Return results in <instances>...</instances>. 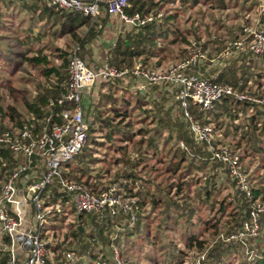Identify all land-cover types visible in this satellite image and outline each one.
<instances>
[{
    "label": "rangeland",
    "instance_id": "1",
    "mask_svg": "<svg viewBox=\"0 0 264 264\" xmlns=\"http://www.w3.org/2000/svg\"><path fill=\"white\" fill-rule=\"evenodd\" d=\"M45 1L43 0V2ZM34 3L35 0H0V127L7 125L11 128L16 127L9 118L12 114L11 108L17 111L16 114L23 115V118L27 119L26 101L37 103L39 95L48 93V90L53 89L54 84L57 85L59 80L57 81L54 74H48L52 69L60 68L61 74L67 77V72H64L65 66L69 64L73 51L79 48L78 43L72 37L62 34L61 23L60 26L55 25L56 17L41 14L44 7L40 6L38 11L34 7L30 8ZM160 13L164 15L163 22L166 27H171L174 33L170 32L167 41H158L156 47L150 51L149 57H151L146 60V66L143 64V67L144 70L151 72L166 70L176 65L181 59L188 57L191 52L193 53L192 48L201 49L202 54L209 56L210 51L215 53V48H213L215 45L212 44L215 40L220 43V47L224 45L229 47L233 45L237 37L238 39L243 37L244 26H254L257 24L258 19L264 27V15L262 17L258 16L253 0H248L245 4H228V7L224 10L213 8L212 4L205 0H200V4L196 7H192L190 4L183 6L177 1L175 5H168ZM174 15H177L175 21L166 22L165 18ZM98 24H102V21ZM129 31H131L130 28L121 21L116 20L112 23L111 29L101 30L100 38H94L86 47L87 50L83 51L84 56L86 57L87 54L90 58L88 60L89 64L95 65L98 63H93V61H99V65L107 62L114 66L111 56L107 53H111L109 50L112 48L113 43L117 42L121 35L126 36ZM176 31L177 33L178 31L184 33L187 36L188 43L178 42L172 46L170 41L174 38ZM81 33H85V28L81 30ZM5 37L29 39L27 46L31 51L29 53L30 59H45L46 62L35 63V67L28 62L22 63L21 70L12 73L16 60L9 57L11 55V53L8 54L10 48L3 41ZM189 40L191 45L195 43L198 47L191 46ZM85 59L87 60V57ZM142 59L145 61L146 58L142 57ZM253 59L254 62H257L255 66L258 68L254 70V78L251 79L252 90H249L248 86L246 91L257 92L260 96H264V57L255 58L251 56L248 61ZM136 62H138V59L134 63ZM137 64H134L132 68H124L129 71V74L124 77L128 79L127 85H125V79L121 80L119 78V83L125 86L130 85L129 80L133 77L132 72ZM66 81L67 79L62 81L63 86ZM11 89H15L17 92L13 93ZM123 92L116 87H113L112 90L108 88L101 97H103V101H106L109 94H113L118 100L130 97L134 99L135 96L136 99L139 97L146 98L147 96V94H141L142 90L141 92L135 90V92H132L133 94L128 93V91ZM93 96L94 101L92 103L95 106V117L100 116L101 111L102 116L105 117L104 119L112 120L114 116L105 104L102 105L103 109H100V96L97 100L98 92H94ZM89 103L90 100L83 98L84 107L88 108ZM132 106L135 107L133 108L134 112L124 126L130 125V128L126 131L130 132L133 141L131 143L121 141L119 136H115L114 140H109L106 134L111 129L102 128L100 120H97L93 123L95 132L90 135L88 144L85 147L84 154L87 158L82 160L81 163H79L80 159L75 160L70 169L72 171V169L79 166L85 167L87 173L84 181L90 178L91 186L100 189L116 182L129 181L128 188L125 185L123 188L126 194L137 197L141 206L136 224L127 227V218L120 217L115 222V229H113L114 232L118 233L117 240H113L116 244L109 247L107 242H103L97 236L98 229L103 227L105 221L98 220L88 214L80 217L72 209L69 215L58 216V218L50 221L52 233L46 232L48 229L44 230L45 226L42 228L44 241L50 244L51 249L60 246L61 249L58 254L63 255V257L69 252L76 254L79 258L77 264L101 263L103 257L106 258L108 264H113L114 248L116 247L125 257L126 264H192L199 255L205 257V264H218L214 254L218 252L221 246L227 247L229 245H234L233 247L236 249L232 254H225L223 257L224 264L228 262L232 264H253L254 260L257 259L256 256L261 250H264V216L261 218L262 230L258 239L254 241L247 240L245 243L239 239H232L234 235L241 232L243 220L248 219L252 201L245 195L239 194L225 168L218 162H214L208 152L206 156L208 158H205L204 161L210 164L209 170L203 171L199 168V164L197 168H192L187 182L191 190L178 193L176 187H174L168 194L169 185H178L179 180L177 176L166 172L169 164L166 150L169 149V146H167L165 140L169 134L165 132L167 129L160 126L162 119L165 118L159 115L155 106L152 109L149 107L138 109L135 105ZM234 108H236L235 113L233 112L234 119L225 122L222 120V122H219L221 124L214 123L217 129L223 132L224 139H229L230 144L226 142V145L234 150L233 147L241 142L240 140L246 133L252 139L249 144L250 148L259 145L258 147L264 149V142L259 143V136H255L254 131L244 128L256 114V106L247 110L244 107ZM177 120H180L179 117ZM164 121L169 126L168 128H171L169 124H173L172 122L175 119L169 118ZM183 126L184 128L188 127L184 122ZM155 127L160 132H155ZM238 127L241 129L236 132ZM184 128L182 133L188 137V132L184 131ZM140 129H143L142 133L145 132L148 135L140 136L138 134ZM263 129L264 115L257 127L260 136L264 138ZM142 139L145 141L155 139L158 152L152 147L148 149L146 144L142 146L141 150H138L135 143L141 142ZM121 147L123 149L128 148L123 151ZM242 147L247 148V144L242 143ZM196 157L203 160L200 154H196ZM241 159L244 160V157L242 156ZM258 159L253 162V165H246L247 171L251 175V185L256 191L261 188L260 181L264 179V163ZM248 161L244 160L242 162L245 165ZM1 173L2 167H0V175ZM130 173L135 174V181L127 178ZM205 173L212 176L214 180L216 186L213 192L220 195L218 200L231 197L228 201H232V203L227 205L226 213H220L217 205L212 208L214 195L208 205L202 203L201 199L205 195L203 187ZM149 188L157 191L156 195L158 197H162L161 203L156 208L151 201L145 206L142 205L144 199L149 196ZM130 191H133V194H130ZM260 196L264 197L263 194ZM191 210L194 211V216H191ZM168 216H170V219L172 218L171 221H168ZM32 219L35 225L37 223L36 219ZM207 220H209V224L205 227ZM138 221H140L139 233H134L132 229L137 226ZM162 224L164 227L161 226ZM215 224H218L217 229L213 228ZM78 227L83 229L84 235L74 238L73 233L77 231ZM108 233L107 240H110L111 236ZM4 237L0 233V252H9L10 254V246L6 249ZM190 237L195 238L196 241L193 248L188 247ZM74 240L75 245L72 244ZM198 242L203 243V248L198 246ZM17 264H21L20 261Z\"/></svg>",
    "mask_w": 264,
    "mask_h": 264
},
{
    "label": "built area",
    "instance_id": "2",
    "mask_svg": "<svg viewBox=\"0 0 264 264\" xmlns=\"http://www.w3.org/2000/svg\"><path fill=\"white\" fill-rule=\"evenodd\" d=\"M229 1L235 3L238 0ZM254 1L257 3V14L262 17L264 0ZM46 6L75 12L94 21L104 16L117 17L131 30L154 21L152 15L129 14V0H46ZM256 23L254 26H244L243 37L237 39L228 50L264 57V27L260 19ZM192 46L196 44L192 43ZM192 51L189 58L169 69L151 72L144 70L143 64H138L132 75L145 82L142 89L164 88L174 96L197 147L205 149L214 162L226 168L239 194L252 201L249 217L242 222L241 232L232 237L245 243L260 236L264 199L261 196L253 199L251 175L242 162L241 153L226 145L223 132L214 124L196 121L191 107L197 106L209 112L217 103L233 98L236 102L259 106L264 110V96L248 90L241 92L195 72V68L205 62L207 56L202 54L201 49L192 48ZM127 74L129 71H119L107 62L90 65L75 53L70 60L65 92L57 102L58 106L65 107L61 113L54 112L56 104L51 101L50 115L42 120L34 116L21 128L6 131L0 136V148L9 150L14 160L19 161L0 186V233L9 238L11 244L7 264H17L22 257L24 264H48L50 254L42 228L56 216L69 215L72 209L78 215L88 214L101 221H105L108 215L114 220L127 218L129 226L136 224L141 206L137 197L126 194L123 186L128 182H116L104 191L93 192L84 184L65 176L68 165L75 162L85 148L91 130L83 105L85 91L95 84L113 82ZM55 118H60L61 123ZM180 146L187 149L183 143ZM55 188L61 194L57 201L52 199ZM32 218L36 219L35 225ZM117 238L118 233L112 240ZM113 258V264H126L125 257L117 247L114 248ZM65 260L67 264L79 262L72 252L65 255ZM204 261L205 257L199 255L192 264H205Z\"/></svg>",
    "mask_w": 264,
    "mask_h": 264
},
{
    "label": "trees",
    "instance_id": "3",
    "mask_svg": "<svg viewBox=\"0 0 264 264\" xmlns=\"http://www.w3.org/2000/svg\"><path fill=\"white\" fill-rule=\"evenodd\" d=\"M177 1H179L181 4H183V6H187L190 4L192 7H196L200 4V0H129V7L127 9V12L129 14L132 15L135 13H140L142 16L152 15L154 17V21L147 23L145 26H142L140 29H137V31L135 30L132 33L126 35L125 37L118 38L117 43H116V47H112L109 50L111 53H107V54H109V56H111L112 64L117 69L132 68L133 65L135 64L134 63L135 60L138 58H142V57L146 58L144 61V62H146V60L151 57V56L149 57V55L151 53L150 51H152L156 47L157 42L160 40H164V41L168 40V35L170 34V32H173V31H172L171 27H166L165 23L163 22L164 15H162L160 12H162L168 5L169 6L175 5ZM205 1L208 3H211L213 8L224 10L228 7V4H240V3L245 4L248 0H238L235 3L230 2L229 0H205ZM250 1H252V0H250ZM254 3L257 6V3L255 1H254ZM45 4H46V1L43 2V0H35V3L32 6H30V8L34 7L35 10L38 11V8L40 6H42V7H44V10L41 14L49 15V17H56V20H55L56 24L55 23L54 24L56 26H60V23H61L62 34L64 36L72 37L78 43L79 50L77 49L78 50L77 52H76V50L73 51L72 57L76 53L80 58L85 60L86 57L84 56L83 51L87 50L86 49V43L92 42L94 40V38L96 37V35L99 31V29H97V27H100L102 25V24H98V22L102 21V23H104L106 19L100 18V19L94 21V19L91 17H86V16H83V15L75 13V12L50 9ZM176 18H177V15H174L173 17L169 16L165 19H166V22H171V21H175ZM83 28H85V33H81V30ZM237 39H238V37L235 40H237ZM3 41L10 48L8 54L11 53V55L9 57L14 58V60H16L15 65L12 68V73L19 72L21 70V64L22 63L24 64V63L28 62L30 65H33L35 67L36 66L35 63L46 62L45 59H34V58L30 59L29 53L31 51H30V48H28V46H27L29 39L26 40L23 38L19 39L18 37H10V38L5 37L3 39ZM178 42H181V43L187 42L188 43L187 36L184 33H180L179 31L177 33V31H176L174 34V38L171 39V41H170V44L173 46V45H176ZM212 44L215 45L213 47V48H215V53L211 52L210 53L211 57H217L220 53H222L228 47L225 45L223 47H220V43L217 40L213 41ZM190 45H191V41H190ZM196 47H198V46L196 45ZM191 55H192V52L189 54L188 57L186 56L184 59H181L178 63L186 60ZM86 56H87V54H86ZM251 56L255 57V58H260V57H256V56L251 55V54H249L247 56H242L243 58H241V59L245 64H243L241 67L238 66V61H235L234 63L229 62L228 65L225 67V69H223V71L219 75V77L217 79H215V82L218 84L232 86L235 89L240 90L241 92L246 91V88L249 85L250 80L252 78H254V68H258L257 66H255L257 62H254V59L252 61H249L251 63L249 66L246 65L247 61L250 59ZM210 59H213V58H210ZM178 63H176V64H178ZM69 64H70V62H69ZM69 64H66L65 70H64V72H67V77H65L66 75L61 74L60 68L52 69L51 71H49L48 74H54L57 81L59 80L57 85H55V84L53 85V87H52L53 89L51 91L48 90V93L39 95L37 103H31L30 101H26L25 112L27 114V116H26L27 119L25 117L23 118V115L20 116V115L16 114L17 111L14 108H11L12 114L10 115L9 118H10V121L13 122L14 126H16V127L11 128L8 125L7 126H1L0 127V136L3 133H5L6 131H11L14 128H21L25 123H27L34 116L37 117L38 119L42 120L47 115H50L49 110H50V102L51 101H53L56 104L53 107L54 112L55 113H61V111L65 107L58 106L57 102L61 98L62 94L65 92V86H66V83L68 81ZM199 66H201V65H198L195 68V72H199L198 71L200 69ZM65 79H67V81H66L65 85L63 86L62 81ZM106 86L111 88V90L113 87H115V85L110 83V82L100 83L101 90H100V93L98 95V98L100 96V98H99L100 109H101V107H103L102 105L105 104L110 109L114 118L112 120L104 119L105 117L102 116L101 111H100V116L95 117V114H94L95 111H92V110L88 111L87 119L89 122L92 123L91 130L89 132V138H90V135L91 134L93 135V133L95 132V129L93 128V125H94L93 123L97 122V120H100V124H101L102 128H104V129L110 128L111 129L106 134V136L109 140H111V139L114 140V138H116L115 136H119L121 141L124 140L128 143H131L133 141V137L130 136L129 131L128 132L126 131V129L130 128V125L124 126V124L126 123V121L131 117V115L134 112L133 108H135V107H133L132 105H135L136 107H138V109H142V108H146L147 104L145 101H143L144 98H142V97H139L138 99H136L133 102L132 100H130V98H124L122 100H118L117 98H115L113 96V94L112 95L109 94L107 96L108 99L106 101L105 100L103 101L102 100L103 97H101V95H103L104 92L102 91V89H104ZM260 86H261V84H260ZM11 91L13 93L17 92V90H15V89H11ZM251 93L255 94V95H259L257 92H253V91ZM98 98H97V100H98ZM103 102H106V103H103ZM249 106L250 105L247 103L236 102L233 98H227V99H224L223 101L217 103L214 106V108L209 112H206L197 106L196 107L192 106L191 107V114L196 121H198L202 124H214L216 122L217 123H219L220 121L222 122V120H223V122H225L227 120L234 119L235 115H233V112H234V110L236 111V108H234V107H237V108L244 107V109L247 110L249 108ZM256 109H257L256 114L250 120V123L245 125L244 128L250 129V131H254L255 136H259L258 139H259V143H260V142H264V138L262 136H260L261 134H259L257 127H258V125H260V122L263 119L264 110L259 106H256ZM55 120L58 123H61L60 118H55ZM219 124H221V123H219ZM183 128H184L183 125L182 126L173 125L171 128H169L167 130V133L169 134V136L165 140V142L168 144L167 146H169V149L166 150V155H167V158L169 159V162H168L169 164L167 165L166 172L170 173L171 175L177 176L178 180H179L178 185H175V184L169 185L168 194H170L172 188H174V187H176V191L178 193L190 191L191 187L187 182H188L189 176L191 175L192 168H194V167L197 168V166L199 164L200 165L199 168L202 169L203 171H205V170H209L208 167L210 166V164L208 162L204 161L205 158H208V157H206L208 153H199L197 151L196 141L194 140V138L190 134V131H188L189 127L186 126L184 128V131L188 132V135H189L188 137H186V135H183V133H182ZM238 129L240 130L241 128L238 127L236 132L238 131ZM142 130L143 129L139 130L138 134L140 136L148 135L145 132L142 133ZM155 132L158 133V132H160V130L156 129V127H155ZM262 132H264V129ZM89 138H88V141H89ZM251 140L252 139L249 137V135L245 133L243 135L242 139L240 140L241 142L238 145H236L235 147H233L234 150L237 149L236 151H239L241 153V155L244 157V160H249L247 162L248 164L245 163V165H247V166L253 165V162H256V159H258V158L261 160V162L264 163V149H262L261 147H258L259 145H257L256 147L250 148L249 144H250ZM181 142H183L185 144L187 149H183L180 146ZM242 143H246L247 148L242 147ZM87 144H88V142H87ZM145 144L147 145L148 149H150L152 147V148H155L156 152H158V147L155 146V139H151L149 141H145L144 139H142L141 142L135 143V147H138V150H141L142 146H144ZM127 148L128 147H125L124 149L122 148V150L125 151V150H127ZM84 151H85V148L83 149L82 153L77 157L78 160L80 159L79 163H81L82 160L87 158V156L84 154ZM196 154H200V156H202L203 160H199V158L196 157ZM244 160L242 159V161H244ZM21 163H23V160H21ZM18 164H19V161L14 160V158L11 155L9 150H7L5 148H0V167H2V173L0 175V177H2L1 182H0V186H1V184H3L7 180L11 171L15 167H17ZM70 168H71V165H68V172L65 173L66 178L71 180V181H76L78 183L84 184L87 188H90L91 191H93V192L104 191L110 186L109 185L106 188H102V189H99L96 186H91L90 178L87 179V181H84V179L86 178V173H87L85 171V167L79 166V167H76L75 169H72V171ZM263 168H264V164H263ZM157 170H159V169H157ZM225 170L227 172L226 168H225ZM127 178L129 180L132 179L133 181H135V179H136L134 173L128 174ZM129 184H130V182H129ZM126 186L128 188V185H126ZM215 186L216 185L214 183L212 176H210L208 173H205V180H204V184H203V187L205 189V195L203 196L201 201H202V203L208 205L210 203V200H212L213 195H214L215 199H214V204L211 205L212 208H215V206L217 205L220 213H222V214L226 213L227 205L228 204L230 205L232 203V201H228V199L231 197L230 196L224 197L222 200H220V199L218 200L220 195L219 194L216 195L213 192L215 190ZM260 186H261V188L259 190H257V191L254 190V196H253L254 200H256L261 194L264 195V179H262V181H260ZM148 191H149V196L144 199L142 205L145 206V205H147V203H149L151 201V203L156 208V206H158V204L161 203L162 197H158V195H156L157 191H154L152 188H149ZM130 194H133V191H130ZM138 195H140V194H138ZM60 196H61V194H59L58 189L57 188L53 189V192H52L53 201H57ZM263 199H264V197H263ZM190 214H191V216L195 215L193 210H191ZM80 217H82V215H80ZM93 217H95V216H93ZM55 218H58V216ZM167 219H168V221L172 220V218L170 219V216H168ZM116 221L117 220H114V219L110 218L108 215H106L103 227L99 228L97 231V236H99L100 240H102L103 242L104 241L107 242V245L109 247L111 245L113 247L116 244L112 240V237H113L112 235H115L117 233L116 231L114 232V230H113V229H115V222ZM208 224H209V220L206 221L205 227H207ZM161 226L164 227L163 224ZM127 227H129V225H127ZM139 227H140V221H138L137 226L132 229L134 231V233L135 232L139 233ZM217 227H218V224H215L213 226V228H216V229H217ZM82 230L83 229L81 227H78L77 231L75 233H73V237L77 238L79 236H83L84 232ZM107 233L110 234V236H111L110 240H107L108 239ZM75 240L72 242L73 245L76 244ZM254 240H256V239H253L252 241H254ZM195 242H196L195 238L190 237L188 247L193 248L195 245ZM4 243H5L6 249L9 248V246L11 245L9 238H7V237H4ZM197 244L200 248H203L202 242H198ZM233 246L234 245H229L227 247L221 246L218 249V252L216 254H214V257L216 258V261L218 264H224L223 263V257L227 253H230V254L233 253V251L236 249ZM47 248H48V251L50 254V257L48 259V264H67L66 260H65V256L63 257V255L58 254L59 250L61 249L60 246L59 247H53L51 249L50 244H48ZM128 250H129V248H128ZM259 251H260V248H259ZM9 258H10L9 252H7V253L0 252V264H7V261ZM256 258L257 259L254 260L255 262L253 264H264V250H261L260 253L256 256ZM101 263L102 264H108L105 257H103L101 259ZM227 264H232V263L228 262Z\"/></svg>",
    "mask_w": 264,
    "mask_h": 264
},
{
    "label": "crops",
    "instance_id": "4",
    "mask_svg": "<svg viewBox=\"0 0 264 264\" xmlns=\"http://www.w3.org/2000/svg\"><path fill=\"white\" fill-rule=\"evenodd\" d=\"M101 19H106V20L99 27V31H98V33H97V35H96L95 38H100L101 30H103V31L105 30L106 31L108 29H111V26H112V23L114 22V20L120 21L117 17H107V16H104ZM135 30L137 31V29H132L131 31H129L127 33V35L130 34V33H132ZM119 34H120V31H119ZM120 37H123V36L121 35ZM116 43L117 42H114L113 45H112V47H116ZM88 44H89V42L86 43V47H88ZM229 47H227L226 50H224L222 53H220L217 57H211L210 54L208 53L209 56H207V60L205 62H203L201 64V66H199V68H200L198 70L199 73L203 74V76H205V77L217 79L219 77V75L222 73L223 69H225V67L228 65L229 62L230 63L231 62L234 63L235 61H238V66L239 67H241L243 64H245L242 61L241 58H243L242 56H247V54H241V53L235 51V49L228 50ZM76 51H77V49H76ZM210 52H212V51H210ZM86 57H87V61L90 60V58H89L88 55ZM210 58H213V59H210ZM95 62L99 64V61H93V63H95ZM137 63L138 64H144L146 66V64H145V62H144V60L142 58H138V62H136L135 64H137ZM250 64L251 63L249 61H247L246 65L249 66ZM255 69L256 68H254V70ZM119 71H128V70L127 69H124V70H119ZM118 79L119 78H117L115 81L110 82V83L114 84L117 89H121V91H124V92L125 91H128V93H131V94H133L132 92H135V90H137V91L139 90L140 92L142 90L141 94H143V95L147 94L146 98L143 99V101L146 102L147 107H149L150 109H152V107H154V106L157 107L156 110L158 111V113H159L160 116H162V117L165 118L164 120H167L169 118L170 119L171 118H174L175 119V121L172 122L173 124H169V125H171V127L173 125H180V126H182L183 125V122L185 123V120L183 119L182 112H181V110L178 107V103L175 101L174 96H172L169 93L168 90H166L164 88H149V87H146V88H143L142 89V86L143 85L145 86V82L142 81V80L136 79L134 77H131V79L129 80V84H130L129 86H125L128 83V79H126L124 77H121V80L125 79V81H126L125 82V85L119 83V80L120 79L119 80ZM251 82L252 81L250 80L249 85H248L249 86V90H252L251 88H252L253 84ZM248 86H247V88H248ZM108 88L109 87L106 86L104 89H102V91L105 92ZM100 90H101L100 83H98V84H95L93 87L87 88V90L85 91L84 99L85 100H90V103H89L90 105L88 106V108L85 107L87 109L86 117H87L88 111H90V110L95 111V106L92 103L94 101L93 93L97 91L98 92V95H99ZM133 96H135V95H133ZM97 98H98V96H97ZM130 99H131V97H130ZM131 100L134 102L136 100V96H135L134 99H131ZM249 108L251 109L250 106H249ZM239 115L241 116L240 113H239ZM178 117H179L180 120H177ZM164 120L162 119V121H164ZM162 121L160 123V126L162 128H165V129L168 130L169 128L167 126L166 121H164V122H162ZM163 125H164V127H163ZM91 126H92V123H91ZM165 132H167V131H165ZM224 142L225 143L228 142V144H230L229 143L230 142L229 139H225ZM181 143H183V142H181ZM197 151L199 153H207V151L205 149L201 150L200 147H197ZM244 166H246V165H244ZM50 225L51 224L47 225L44 230L48 229V230H46V232L52 233V228H51ZM43 238H44V236H43ZM20 263L21 264H24V257L21 258Z\"/></svg>",
    "mask_w": 264,
    "mask_h": 264
},
{
    "label": "water",
    "instance_id": "5",
    "mask_svg": "<svg viewBox=\"0 0 264 264\" xmlns=\"http://www.w3.org/2000/svg\"><path fill=\"white\" fill-rule=\"evenodd\" d=\"M83 231V230H82Z\"/></svg>",
    "mask_w": 264,
    "mask_h": 264
}]
</instances>
